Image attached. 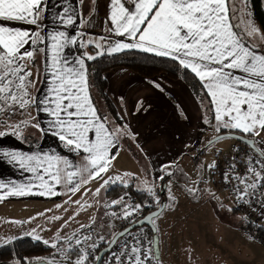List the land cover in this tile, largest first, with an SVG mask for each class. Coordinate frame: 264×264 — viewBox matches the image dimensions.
<instances>
[{
  "label": "snow or ice",
  "instance_id": "snow-or-ice-1",
  "mask_svg": "<svg viewBox=\"0 0 264 264\" xmlns=\"http://www.w3.org/2000/svg\"><path fill=\"white\" fill-rule=\"evenodd\" d=\"M94 2L88 0L89 4ZM84 3L85 0H76L75 3L70 0H0V126L10 130H0V138L11 134L23 139L21 127H32L42 136L50 133L58 138L81 161L76 164L55 153L28 154L0 146V160L31 173L32 181L39 182H0V200L5 198L4 190L7 195L23 196L31 194L33 187L42 189L36 193L41 196L58 195L55 186H63L74 194L91 180L103 181L95 190L97 195L110 184L120 182L128 186L125 179L130 175L128 173L125 177L108 176L104 179L118 155L117 134L120 130H110L106 118L98 114L90 99L86 61L104 53L111 55L132 49L170 58L199 81L211 105L213 127L218 134L215 139L224 138L219 135L222 129L252 138L245 143L254 146L256 152V158L249 159L252 166L247 169L255 177V182L247 185L244 195L251 194L247 189L264 186V146H261L264 145V51H258L260 45L255 43L256 39L264 42V34L259 33L248 19L251 16L247 11L248 0H110L107 19L111 27L108 31L129 42H109L103 53H82L72 57L65 54L66 49L77 44L84 48L85 43L66 31L53 30L41 36L43 25L40 21L52 11V19L65 28L75 25L78 19L83 27L90 23L80 11ZM56 8L60 10L55 11ZM17 24L32 27H16ZM101 39L108 40L107 37ZM93 43L97 49L103 47L99 42L87 41V44ZM38 54L44 59L34 79L32 68L36 67ZM42 74L46 90L41 96H33L31 89L36 88ZM32 107L50 117L46 126L39 121L33 123L29 111ZM17 112L27 114L26 118L10 123ZM212 120L205 119L204 122L211 124ZM255 138H260L259 145ZM157 179L163 181L164 176ZM146 191L152 193L151 188ZM74 203L79 204V201ZM112 204L132 208V211L125 210L124 219H129L142 207L139 204L126 205L125 197L112 201ZM129 222L155 221L145 217ZM119 235L132 237L134 243L127 239L122 242L119 238L109 239L107 259L100 255L99 245L95 243L91 245L95 255L81 247L91 239L89 236L83 241L77 236L74 248L71 247L73 238H67L69 248L60 251L64 252L69 264H89L90 257L96 264H151L153 250L144 247L141 235H133L128 228ZM35 238L41 239L39 236ZM99 240L104 243L105 237L100 236ZM147 243L151 245L153 241ZM51 247L57 248V244L51 243ZM72 252L76 253L74 261L70 255Z\"/></svg>",
  "mask_w": 264,
  "mask_h": 264
},
{
  "label": "crops",
  "instance_id": "crops-1",
  "mask_svg": "<svg viewBox=\"0 0 264 264\" xmlns=\"http://www.w3.org/2000/svg\"><path fill=\"white\" fill-rule=\"evenodd\" d=\"M53 2H57V0H53ZM70 2L75 3L76 0H70ZM90 8L92 9L91 12L89 11ZM59 10V8L55 9V11ZM80 11L90 23L81 27V22L78 19L75 25L67 28L63 24L54 21L52 11H49L46 18H42L40 21L43 25L41 36L53 30L66 31L70 35L75 34L77 39L86 45L82 48L84 53L91 55H97L98 52L103 53L109 42L117 40L129 42L124 37L116 36L108 31L111 27L107 19L110 13V0H95L91 4L88 3V0H85ZM15 26L21 28L32 27L24 24ZM256 27H259L261 34H264L258 24ZM101 37H107L108 40H102ZM87 41L99 42L103 47L97 49L95 43L87 44ZM78 45L67 48L65 54L72 57L79 56L76 51ZM257 50L262 51L261 48ZM99 56L101 55H97V57ZM41 58L43 62V56ZM40 78L35 96H41L47 87L43 74ZM106 78L108 81L107 94L124 121V126L117 134L118 155L112 161V166L109 168L108 173L104 175V179H107L108 176L125 177V173L130 174L129 178L142 179L143 174L138 163L130 151L121 143L122 134H126L128 137L135 139L142 153L148 159L155 181L159 180L157 177L163 175L164 170L171 166H174V171L177 173L179 168L181 171H186V178L182 176L183 179L181 180V178L174 177V182L170 184L174 200L172 208L166 213L169 214V220L175 224L176 229L178 225L182 226L184 223L192 230L196 226V222H193L195 220L191 217L197 211L193 208L198 204L204 206L203 209L199 210L203 211L200 214L206 220L209 219L211 225L207 231L205 227L197 228L196 226L193 233L194 235H203L204 244H195L197 241L191 237L183 239L186 245L194 243V245H191L193 246L191 252L193 259L198 264H257V261L258 264L264 263V261L260 262L259 258L256 261L253 252L249 250V246L262 245L240 229L241 221L239 224L231 226L233 228L230 229L229 234L234 239L229 241L227 237L228 229L219 222L218 218H220V213L223 211V209H220L221 201L225 205H227V202L221 198L222 196L217 189L216 178L213 175L214 167H209L208 176L202 169L205 158L210 157V165L214 164L215 166L217 161L216 151L218 150H211H214L212 146H215L218 142L209 146L204 152L202 151L215 132L213 127L215 121L212 124L213 129L204 127L203 121L206 116L188 86L181 80H172L165 75L157 76L148 81L126 68L114 69L106 75ZM34 112L36 122L39 121L42 126H46L50 117L42 112H37L35 107ZM110 130L114 129L110 128ZM40 139V144L33 148L25 144L22 139H17L15 135L9 134L0 138V146L28 154L37 152L55 153L67 157L76 164L81 163L80 158L75 153L69 152L58 138L50 133L41 135ZM255 139L257 145H259L260 138ZM236 145L237 143H230L228 146L221 145V147L226 149V147H235ZM131 166L133 167L130 168ZM131 169L134 171H131ZM31 178V173L21 170L14 164L0 160V182L39 184L38 181H32ZM102 183V180H91L89 183L82 185L80 190L74 194L67 192V189L63 186H55V191L59 194L54 196L36 194L42 190L38 187H33L31 194L23 196L7 195V190H4L5 198L0 200V248L24 238L43 244H45L44 241H49L45 245L51 247V243L73 237L82 230V225L87 224L84 223L85 220L92 218L91 212L85 214L86 216L80 212L82 202L87 200L91 193H96L95 190ZM183 186H186L184 190L181 189ZM188 186H191V192L187 190ZM74 201H79V205L77 206ZM72 204L75 205L72 206ZM57 205L60 207H57ZM93 212L96 214V210ZM56 217H59V219H55ZM220 220L226 224L223 219L220 218ZM157 228L159 231L161 230L159 226ZM36 236L41 239L37 240ZM57 237L60 239H57ZM237 238L240 240L246 239L247 246L245 250L243 244L236 241ZM177 240L180 241V239ZM180 242L182 244V241ZM174 243L176 242L174 241ZM177 248L181 250L180 244L177 245L176 243L174 244V252ZM183 252L182 258H184L186 264H195L194 261L192 263L190 251L184 248ZM165 256L162 252V260H164L162 263L164 264Z\"/></svg>",
  "mask_w": 264,
  "mask_h": 264
},
{
  "label": "rangeland",
  "instance_id": "rangeland-1",
  "mask_svg": "<svg viewBox=\"0 0 264 264\" xmlns=\"http://www.w3.org/2000/svg\"><path fill=\"white\" fill-rule=\"evenodd\" d=\"M249 1L250 0H248L247 11L251 12L250 8H249L250 7ZM248 19H251L252 22L255 24V26L257 25L255 23L256 21L253 18L252 12H251V16L248 17ZM233 22L236 23L237 21H233ZM257 28L259 30V33H261L259 27H257ZM255 43L257 45H260V47H258V48H261V50L264 51V42L260 41L259 39H256ZM36 59H38V61L36 62V67L32 68V71L34 74V77H33L34 79L36 76L37 68L42 66V59H40V55H38L36 57ZM40 80H41V78L39 79V82L37 83L36 88L31 89V93L33 96H35V91L37 90V88L39 86ZM29 111L31 113V116L34 118L33 123H35L36 120H35L34 107L29 109ZM26 116H27V114L21 115L19 112H17L16 115L13 116L11 118V121H9V122L10 123L11 122H20V121L24 120L26 118ZM205 119H209V118L205 117L204 121H205ZM204 121H203V125L205 128L213 129V127H212L213 123L207 124ZM0 130L10 131L9 129H5L2 126H0ZM21 131L23 133L24 138L30 137L32 139H36L37 136H39V133L32 127L22 126ZM216 136H217V133L215 131L214 134L211 135L209 142L213 138H215ZM28 141H31V140H28ZM220 141H218V143L215 146H212V148H214V150L213 149L211 150V151H215V149L218 150V151H216L217 161H216V164L213 168V169H215V170H213V173H214L213 175L216 178L217 189L222 196L221 198L223 200H225L227 202V205H228V206L225 205L221 201L220 209H223V211H221V213H220V218L223 219L226 222V224L224 222H222L220 220V218H218V219H219L220 224L222 226H226V228L228 229L227 237H228V241H229V240L234 239V237L231 234H229L230 229L233 228L231 226H233V224L234 225L239 224V222L242 220V216L235 209V205H234L233 201L227 197V193L225 191H222L221 187H220L221 186V180H222V176L220 174V172H221L220 169H221V167L223 168L225 166L226 162L227 163L229 162L228 158H229V156L232 155V150L234 149L233 147H226V149H224V147H221V145L222 146H228V144H230V143L236 144L238 142L236 140H233L230 138H226V139H223ZM261 146H264V145H261ZM222 149H224V150H222ZM202 151H203V149H202ZM209 158H205V160H204L205 164L202 163L203 164L202 169L205 171L206 176L209 175V165H210ZM213 158L215 159V157H213ZM132 167L133 166H131L130 168H132ZM131 171H134V170L131 169ZM185 172L181 171V169L179 168L178 173H177L176 171H174V166L166 168L163 172V176H164L163 181H161V180L155 181L153 176H152V170H151V173L142 172L143 175H142L141 183L139 184V186H137V184H134L137 186L138 189L144 190L145 192H147L146 191L147 188H151L152 193H149V192H147V193L150 194L153 197V199L155 200V202H153V204L154 205L157 204V206H159V205L161 206V204L165 205V208L162 211L164 214H161L160 215L161 217H157L154 219L155 226L157 225L160 227L161 230L163 229L162 233L160 234L161 230L159 231V229L156 226L157 235L159 236V239H160V250H161V259L157 262H159L160 264H164V263H162L164 261V260H162V258H163L162 252H163V256H164V254L166 255L165 256V264H186V262L184 261V258H182L183 253H184L183 252L184 248H187V250L190 251V257L192 256V259H191L192 263L194 261L195 264H198L193 259V254L191 252L193 249V246H191V245H194V243H191L190 245H186L185 242L183 241V239L187 238V237H191V238H193V240L197 241V243H195V244H199V243L204 244L203 235L200 236V235H194L193 234L195 232V227L196 226H197V228L205 227L206 231H207L209 229V226L211 225L209 222V219L206 220V218L200 214V213H203V211H199V210L204 208V206L201 204H198L197 206L195 205V208H193L197 211H195V215L191 217L192 219L195 220L193 222H196V226L194 225L195 227L192 228V230L187 226V224H184V223L182 224V226L178 225L177 229H176L175 224L171 223L169 220L170 216L168 217L169 214L166 212L170 208H172L173 200H174L172 190L170 189V184H172L174 182V177L177 179L181 178V180L183 179V177L186 178ZM125 179L127 180L128 185L132 184V183H136V181H132L128 176L125 177ZM185 187L186 186H183V187H181V189L184 190ZM189 189L192 190L191 186L187 187L188 191H189ZM106 191H107V188H106V190L105 189L102 190L98 195L96 193H91L88 196L87 200L82 202V209L80 210V212H82L84 214V216H86L85 214H90V212H91L92 218H87V220H85V222H84L87 224H85V226L82 228L81 231H79L78 233H76L72 237L73 239H72L71 247H73V248L75 247L74 241H75V238L77 236L82 241L84 240L85 236H89V237H91V239L82 243L81 247L87 249L92 255H95L96 252L93 251L91 248V245L93 243H95L99 246H101L103 244H107V241L109 239L114 238V236L118 232H121L124 230V229L123 230L121 229L123 226H119V224L122 222V220H124L123 214H124L125 210L129 211V208L131 210V207L126 208L125 205H113L112 204V201H115L120 197H125V204L126 205H131V203L135 199H137L139 202L138 204L142 206L141 207L142 212H144L145 214H148L147 206H150L151 204H148L147 206L144 205L133 192L125 191L122 194L115 196L114 198H107ZM74 205L75 204H72V206H74ZM76 205L78 206L79 204H76ZM94 210H96V214L93 212ZM113 213H116V215H113ZM199 215H201V216H199ZM161 218H163V219H161ZM202 219H205V220H202ZM180 225H181V223H180ZM189 225H191V224H189ZM136 233H140L141 235L144 234L147 238V241L151 240L154 242V234L152 233L151 230L147 231L146 228H141V229L137 230ZM100 236L105 237L104 243H101V241L99 240ZM177 239H180V241H182V244ZM205 239H206V237H205ZM123 240H125V239H122V241ZM174 241L177 243V245L180 244L181 250H178V248H177L176 251L174 252V244H176V243H174ZM236 241L241 242L243 244V248L245 250V247L247 246L246 239L243 238V240H240L239 238H237ZM232 243L234 244V241ZM56 244H57V248L51 247L52 253L46 258V262H54V264H69V261L65 258L64 252L60 251L61 248H64V249L69 248L68 239L58 241V242H56ZM147 247H151L153 250V259L151 261L154 264L156 262V259H155L154 249H153V243L151 245H149L147 243ZM248 248L250 251L253 252V255L256 258V261L258 260V258L260 259V262L264 261V247L259 246V244H258V245H256V247L255 246H249ZM163 249L165 252L163 251ZM70 255H71L72 260L74 261V259L76 258V253L72 252V253H70ZM94 263H95V261L92 260L90 257L89 264H94ZM257 264H258V261H257ZM261 264H264V263H261Z\"/></svg>",
  "mask_w": 264,
  "mask_h": 264
},
{
  "label": "trees",
  "instance_id": "trees-1",
  "mask_svg": "<svg viewBox=\"0 0 264 264\" xmlns=\"http://www.w3.org/2000/svg\"><path fill=\"white\" fill-rule=\"evenodd\" d=\"M249 6L254 20L260 26L264 33L263 0H250ZM237 31L240 30L237 29ZM76 51L78 55L84 53L83 49L80 48L79 45L76 47ZM41 57L42 55H40V59H42ZM37 61L38 59H36V62ZM86 67L89 93L92 103L97 109L98 114L101 117L106 118L108 126L114 130H122L124 121L120 117L117 108L107 94L108 81L106 75L110 71L117 68H126L132 70L148 81L160 75H166L173 80H181L188 86L196 100L199 102L200 106L203 109L204 115L208 117L209 120H212L209 98L202 90L199 81L197 79H194L192 74L183 70L178 65V62L173 61L170 58L158 57L152 53H144L139 50H126L111 55L103 54L94 60L86 61ZM213 121L214 120H212V123ZM227 132L232 131L221 130L219 135ZM40 137L41 134L39 133V136H37L36 139L27 137L23 138L22 141L28 146L34 148L40 144ZM248 138L252 139L251 137ZM120 140L122 144L130 151L142 172L151 173L149 161L142 153L135 139L128 137L126 134H122ZM209 146L206 144L203 148V151ZM130 179L132 181H136V183L129 184L127 187H125L120 182L107 186V198H114L115 196H118L125 191H131L140 199V201L144 205L147 206L148 204H151L150 206H147L148 214L157 211L161 206H157V204L154 205L153 202H155V200L153 199V197L144 190H140L137 188V186H139V184L141 183V180L136 177H132ZM134 184H137V186ZM240 229L254 238L256 241H258L262 246H264V226L257 225L251 220L242 216ZM106 246L107 244L99 246L98 251L100 252ZM51 253L52 248L43 244L42 242H37L32 239L25 238L18 239L7 246L0 248V264H34L37 262L46 261V258ZM154 264L160 263L156 261Z\"/></svg>",
  "mask_w": 264,
  "mask_h": 264
},
{
  "label": "built area",
  "instance_id": "built-area-1",
  "mask_svg": "<svg viewBox=\"0 0 264 264\" xmlns=\"http://www.w3.org/2000/svg\"><path fill=\"white\" fill-rule=\"evenodd\" d=\"M234 149L232 150V155L229 156V162L225 163V166L220 169V174L222 176L221 180V190L227 193V197L233 201L235 205V209L245 218L251 220L253 223L257 225L264 226V186H260L255 190L247 189L251 194L245 196L244 192L247 188L248 184L255 182V177L252 176L251 173L247 171V169L252 166L249 164V159L256 158V152L250 148L249 146L237 143ZM234 166V167H233ZM257 167V171H260L259 166ZM215 170V169H214ZM217 171V170H216ZM239 177V178H238ZM245 181L242 183L241 181ZM243 197V198H242ZM139 202L135 199L131 205H137ZM129 211H132V208ZM147 214L139 211L133 212L132 216L129 219H124L119 224V226H123L121 229H125L130 227L135 223H130L129 221H137L142 220ZM141 228H146L147 231H150L151 228L148 226H143L132 230L133 235H141L140 233H136L137 230ZM152 231V230H151ZM153 233V232H152ZM143 239L144 247L147 248V238L144 234L141 235ZM122 239H127L130 243H134L132 237L126 236L122 237ZM107 259V254L105 256ZM151 264L153 262L151 261Z\"/></svg>",
  "mask_w": 264,
  "mask_h": 264
},
{
  "label": "water",
  "instance_id": "water-1",
  "mask_svg": "<svg viewBox=\"0 0 264 264\" xmlns=\"http://www.w3.org/2000/svg\"><path fill=\"white\" fill-rule=\"evenodd\" d=\"M220 136L224 137L223 139L230 138V139L236 140L237 142L242 143V144H245V145L249 146L250 148H252L254 150V146L249 145L248 143H245V140H248L250 138H248V137H242L241 134H239V133H236V132H227V133L220 134ZM223 139H219L218 140V139L213 138L211 140V143L209 142L208 145H212V144H214V143H216V142H218L220 140H223ZM164 208H165V205L163 204V205H161V207L157 211H155L153 213H150V214H147L145 217H151L154 220L155 218H157V217L160 216V214L162 213V211L164 210ZM144 218L142 220H144ZM143 226L150 227L151 230H152V232H153V234H154L153 249H154L155 259H156V261H159L161 259L160 239H159V236L157 235V228H156L155 224L154 223H149V222H145L143 224H136L135 223V224L131 225L130 227H128V229H130V231H132V230H135V229L140 228V227H143ZM119 234H120V232H118L114 236V238L121 239L122 237H120ZM107 247L108 246H106L103 250H101L99 252L100 255H102L104 257L106 256V254H107ZM43 262H44V264H48V262H46V261H43ZM34 264H40V262H37V263H34ZM94 264H96V262Z\"/></svg>",
  "mask_w": 264,
  "mask_h": 264
}]
</instances>
